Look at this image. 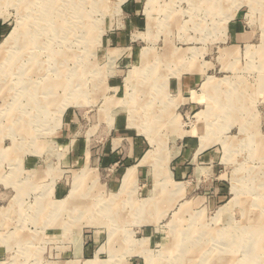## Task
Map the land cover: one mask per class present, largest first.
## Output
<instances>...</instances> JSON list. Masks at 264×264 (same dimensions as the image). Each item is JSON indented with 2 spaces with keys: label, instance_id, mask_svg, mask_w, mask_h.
Segmentation results:
<instances>
[{
  "label": "rangeland",
  "instance_id": "obj_1",
  "mask_svg": "<svg viewBox=\"0 0 264 264\" xmlns=\"http://www.w3.org/2000/svg\"><path fill=\"white\" fill-rule=\"evenodd\" d=\"M56 1L0 0V264H122L131 245L144 264H264V0ZM185 73L191 108L169 88ZM185 135L209 171L175 174Z\"/></svg>",
  "mask_w": 264,
  "mask_h": 264
},
{
  "label": "crops",
  "instance_id": "obj_2",
  "mask_svg": "<svg viewBox=\"0 0 264 264\" xmlns=\"http://www.w3.org/2000/svg\"><path fill=\"white\" fill-rule=\"evenodd\" d=\"M243 30H241L240 28L236 29L233 33H232V43L235 44V46H239L240 44H243L245 41L244 35H243ZM201 81V76H199V74H182L181 78H176L174 80H172L171 84H170V91L173 92L175 94V96L177 98H180V106L182 107H188L191 108L193 107V101L191 100L192 97V90L194 88V86H196V84H198ZM133 140L135 141V144L133 145V148L131 150V153H128L127 156H124L127 158V161L125 164L129 163H134L135 161L139 160L144 152V143L143 140L139 137H136L135 139L133 138ZM195 140L193 138V136L191 135H185V137L182 139L181 141V145H180V151H181V156L179 158H177L174 163H173V169L175 171V174L177 176H184L187 175V173L190 172V170L196 172L198 169H203L204 171L207 169L209 171V168L211 166V163L213 162V154L208 153L207 150L202 149V147H200V144L195 143ZM72 159L73 164L77 165L81 162V153L80 150L77 148H74L72 151V155L69 156ZM115 157H117L118 159H120V154L118 153L115 156H112L111 159L108 158V160H113ZM122 159V158H121ZM190 161V162H188ZM196 166L195 168H190L189 166ZM133 169L135 167H130L125 169L126 172L128 171V169ZM179 178V177H178ZM63 191H61L62 193ZM207 200V198L205 196H200L198 198H196L197 201H203V200ZM50 215L45 216L42 219H50L49 217ZM62 219L63 216H62ZM58 229V227H57ZM139 234V230L137 229L134 232V236L136 237L134 240L132 239V242L135 241H141L144 240V237L141 238H137ZM96 233L93 232L92 235H90V238H93V243H91V239L88 240L89 243L84 246L83 250H82V254L86 257L92 256V259H97L96 256L97 254H99L100 256L102 255V253H99V249L97 248V240H96ZM142 235L145 236V233H142ZM146 236H152V233H148L146 234ZM131 242V243H132ZM116 250H112L109 253L107 252V254H105L106 258L109 257L111 258L114 263L113 264H117L116 261L113 258H116L118 256H114L113 252ZM131 253L130 254H124L123 258L126 260L125 262H123L122 264H144L142 261V256L140 251L137 249L135 250V248L131 245L130 249L128 251H125V253ZM113 255V256H111ZM108 260L105 259L104 261L102 260H96V264H107L105 262H107Z\"/></svg>",
  "mask_w": 264,
  "mask_h": 264
},
{
  "label": "bare ground",
  "instance_id": "obj_3",
  "mask_svg": "<svg viewBox=\"0 0 264 264\" xmlns=\"http://www.w3.org/2000/svg\"><path fill=\"white\" fill-rule=\"evenodd\" d=\"M56 1V0H55ZM57 2V1H56ZM56 2H55V4H53V7H57V4H56ZM64 2V1H63ZM72 3H73V1H72ZM80 5V4H79ZM78 5V6H79ZM71 7V6H70ZM75 7V6H74ZM85 8V7H84ZM48 9H52L51 8V6H50V4L48 5ZM73 9V8H72ZM47 10V9H46ZM74 10H75V8H74ZM56 11V10H55ZM33 12V11H32ZM50 12V11H49ZM58 12V11H57ZM70 12V11H69ZM77 12V11H76ZM85 12V11H84ZM78 13V12H77ZM34 14V13H33ZM36 14V13H35ZM85 14V13H84ZM46 15V14H45ZM30 16V15H29ZM34 16V15H33ZM41 16V15H40ZM57 16V15H56ZM55 16V17H56ZM86 17V16H85ZM57 18V17H56ZM59 18V17H58ZM26 19V18H25ZM52 19H54V17L52 18ZM65 20V19H64ZM83 20V19H82ZM26 21H28V20H26ZM62 22V21H61ZM30 23V22H29ZM72 23V22H71ZM84 23V22H83ZM63 24V23H62ZM79 25V24H78ZM39 26V25H38ZM52 26V25H51ZM74 26V25H73ZM88 26V25H87ZM35 27V26H34ZM37 27V26H36ZM45 27H46V24H45ZM50 27V26H49ZM48 27V28H49ZM67 27H69V26H67ZM50 29H51V27H50ZM61 29V28H60ZM64 30H66L67 28H63ZM21 30V29H20ZM70 30H71V28H70ZM80 31V30H79ZM78 31V32H79ZM37 32V31H36ZM53 32V31H52ZM20 33V32H19ZM30 33V32H29ZM60 33V32H59ZM63 33V32H62ZM72 33V32H71ZM24 34V33H23ZM52 34V33H51ZM55 34V33H54ZM69 34V33H68ZM73 34V33H72ZM39 35V34H38ZM65 35V34H64ZM21 36V35H20ZM59 36V35H58ZM75 36V35H74ZM23 37V36H22ZM79 37V36H78ZM36 38V37H35ZM39 38V37H38ZM8 40L9 39H7V41L6 42H8ZM19 40V39H18ZM46 40H48V39H46ZM56 40V39H55ZM49 41V40H48ZM47 41V42H48ZM29 42V41H28ZM71 42H72V40H71ZM42 44V43H41ZM27 45H28V43H27ZM26 46V45H25ZM61 46V45H60ZM66 46V45H65ZM30 47H31V45H30ZM52 47V46H51ZM2 48H3V46H2ZM1 48V49H2ZM23 48V47H22ZM34 48V47H33ZM54 48V47H53ZM30 49V48H29ZM35 49V48H34ZM40 49V48H39ZM68 50V49H67ZM70 50V49H69ZM2 51V50H1ZM22 51V50H21ZM45 51V50H44ZM77 53V52H76ZM76 53H75V56H76ZM63 54V53H62ZM68 54V53H67ZM28 55V54H27ZM70 55V54H69ZM32 56V55H31ZM10 57V56H9ZM8 59V58H7ZM36 59V58H35ZM55 59L58 61V60H62L63 59V56H56L55 57ZM56 60H54V61H56ZM34 61V60H33ZM33 63V62H32ZM62 65V64H61ZM41 66V65H40ZM43 66V65H42ZM63 66V65H62ZM31 67V66H30ZM56 67H58V66H56ZM60 67V66H59ZM44 68V67H43ZM44 70V69H43ZM51 71V70H50ZM52 73V72H51ZM58 73V72H57ZM53 75V74H52ZM61 75H63V74H61ZM54 76V75H53ZM69 76V75H68ZM61 77V76H60ZM49 78V77H48ZM58 79V78H57ZM61 79V78H60ZM212 79L209 77V78H207V80L205 81V83L203 84V88H204V90L206 91V89H208V88H213V87H216L217 88V86L216 85H214V82L213 81H211ZM73 81H74V79H72V83H73ZM45 83V82H44ZM50 83H51V81H50ZM48 84V83H47ZM51 85H53V86H57L58 84L56 83V82H54V83H52ZM51 85H46V86H43L42 88H39V90H48L50 87H51ZM64 85V84H63ZM73 85V84H72ZM40 86V85H39ZM61 86V85H60ZM36 87V86H35ZM66 87V86H65ZM61 88H62V86H61ZM64 88V87H63ZM30 89V88H29ZM68 89V88H67ZM52 90V89H51ZM50 90V91H51ZM49 91V92H50ZM56 91V90H55ZM52 92V91H51ZM51 97V96H50ZM49 98V97H48ZM48 100V99H47ZM51 100H53V99H51ZM42 101V100H41ZM37 104H38V102H37ZM43 104V103H42ZM41 105V104H40ZM50 106V105H49ZM48 107V106H47ZM207 113H209V111L207 112ZM205 139V138H204ZM155 151V150H154ZM153 151V152H154ZM159 153V152H158ZM151 155V152H150V154H146V157L144 158V162L145 161H148L149 159H151V157H152V159H154V156H150ZM156 155V154H155ZM159 156V155H158ZM146 163V162H145ZM158 172V171H157ZM256 175V174H255ZM134 168L132 169H128V171L126 172V174L124 175V177H123V181H122V190H129L130 189V187L133 185V182H134ZM162 180V179H161ZM161 183V182H160ZM259 186H260V183H259ZM155 190V189H154ZM159 196V195H158ZM148 202V201H147ZM242 202V201H241ZM144 203H145V201H144ZM143 203V204H144ZM154 203V202H153ZM255 203V202H254ZM254 203H252V204H254ZM64 204V203H63ZM251 204V203H250ZM249 204V205H250ZM153 205V204H152ZM259 205V204H258ZM144 206V205H143ZM148 206V205H147ZM82 207H84V206H82ZM227 207H229V206H227ZM249 207V206H248ZM251 207V206H250ZM150 208V207H149ZM247 207H244V211H245V213H246V209ZM88 210V209H87ZM225 211V209L223 208V209H220L219 211H218V213H217V216L222 212V211ZM143 211V210H142ZM249 211V210H248ZM220 216V215H219ZM245 217V216H244ZM146 219V218H145ZM260 224V223H259ZM255 226H257V225H255ZM258 228V227H257ZM262 229H264V228H262ZM225 230V229H224ZM229 230V229H228ZM188 232V231H187ZM230 231H228V233H229ZM234 232V231H233ZM220 233V232H219ZM186 234V233H185ZM203 235V234H202ZM221 235V234H220ZM228 235V234H227ZM236 235H237V233H236ZM258 235V234H257ZM206 236H207V234H206ZM229 236V235H228ZM254 236V235H253ZM205 237V236H204ZM208 237V236H207ZM225 238V237H224ZM259 239H260V237H258ZM228 239V238H227ZM207 240V239H206ZM218 241V240H217ZM236 241V240H235ZM238 241V240H237ZM244 241V240H243ZM256 241V240H255ZM262 241V240H261ZM257 242V241H256ZM222 243V242H221ZM223 244V243H222ZM226 244V243H225ZM228 244V243H227ZM257 244V243H256ZM190 245V244H189ZM192 245V244H191ZM232 245V244H231ZM234 246V245H233ZM244 246V245H243ZM259 246V245H258ZM257 246V247H258ZM264 246V245H263ZM220 247V246H219ZM223 247V246H222ZM232 247V246H231ZM238 247V246H237ZM224 248V247H223ZM250 248H252V247H250ZM221 249V248H220ZM226 249V248H225ZM257 249V248H256ZM216 250V249H215ZM222 250V249H221ZM232 250H233V248H232ZM243 250H245V248L243 249ZM191 251V250H190ZM220 251V250H219ZM223 251V250H222ZM205 252V251H204ZM207 253V256L210 254V252L209 251H206ZM224 252V251H223ZM235 252V251H234ZM231 253V252H230ZM221 254H223V253H221ZM216 255V254H215ZM263 255V254H262ZM185 256V255H184ZM190 256V255H189ZM220 256V255H219ZM223 256V255H222ZM250 256V255H249ZM251 257V256H250ZM202 258H203V255H202ZM233 258V257H232ZM247 258V257H246ZM214 259V258H213ZM151 260V259H150ZM183 260V259H182ZM204 260H205V258H204ZM244 260V259H243ZM247 260V259H246ZM249 260V259H248ZM254 260V259H253ZM262 260V259H261ZM178 261V260H177ZM224 261V260H223ZM185 262V261H184ZM262 262V261H261ZM90 263V262H89ZM175 263V262H174ZM209 263H211L210 261H209ZM213 263V262H212ZM200 264H201V262H200ZM215 264V263H214ZM219 264V263H218ZM228 264V263H227ZM261 264V263H260Z\"/></svg>",
  "mask_w": 264,
  "mask_h": 264
}]
</instances>
